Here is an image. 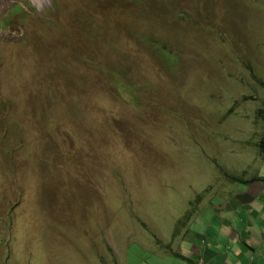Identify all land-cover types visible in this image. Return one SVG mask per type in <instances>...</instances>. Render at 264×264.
<instances>
[{
    "label": "rangeland",
    "instance_id": "obj_1",
    "mask_svg": "<svg viewBox=\"0 0 264 264\" xmlns=\"http://www.w3.org/2000/svg\"><path fill=\"white\" fill-rule=\"evenodd\" d=\"M263 135L264 0H0V264H186Z\"/></svg>",
    "mask_w": 264,
    "mask_h": 264
},
{
    "label": "crops",
    "instance_id": "obj_2",
    "mask_svg": "<svg viewBox=\"0 0 264 264\" xmlns=\"http://www.w3.org/2000/svg\"><path fill=\"white\" fill-rule=\"evenodd\" d=\"M259 171L228 186V222L219 220L203 233L188 229L171 250L183 252L186 264H264V165Z\"/></svg>",
    "mask_w": 264,
    "mask_h": 264
},
{
    "label": "trees",
    "instance_id": "obj_3",
    "mask_svg": "<svg viewBox=\"0 0 264 264\" xmlns=\"http://www.w3.org/2000/svg\"><path fill=\"white\" fill-rule=\"evenodd\" d=\"M258 146L260 148V150L264 153V135L260 138L259 142H258ZM236 177V176H235ZM239 177V176H238ZM238 177H236L238 179ZM241 181H244L242 178L239 179ZM248 181L247 179L245 180V182Z\"/></svg>",
    "mask_w": 264,
    "mask_h": 264
},
{
    "label": "bare ground",
    "instance_id": "obj_4",
    "mask_svg": "<svg viewBox=\"0 0 264 264\" xmlns=\"http://www.w3.org/2000/svg\"><path fill=\"white\" fill-rule=\"evenodd\" d=\"M39 3H42L43 1H45V0H37Z\"/></svg>",
    "mask_w": 264,
    "mask_h": 264
},
{
    "label": "clouds",
    "instance_id": "obj_5",
    "mask_svg": "<svg viewBox=\"0 0 264 264\" xmlns=\"http://www.w3.org/2000/svg\"><path fill=\"white\" fill-rule=\"evenodd\" d=\"M185 216H186V214H185ZM176 235H177V234H176ZM176 235H175V236H176Z\"/></svg>",
    "mask_w": 264,
    "mask_h": 264
}]
</instances>
